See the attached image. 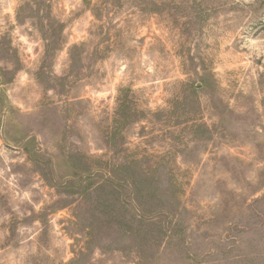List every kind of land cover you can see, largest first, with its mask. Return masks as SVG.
<instances>
[{
  "label": "rangeland",
  "instance_id": "374dc122",
  "mask_svg": "<svg viewBox=\"0 0 264 264\" xmlns=\"http://www.w3.org/2000/svg\"><path fill=\"white\" fill-rule=\"evenodd\" d=\"M0 264H264V0H0Z\"/></svg>",
  "mask_w": 264,
  "mask_h": 264
}]
</instances>
